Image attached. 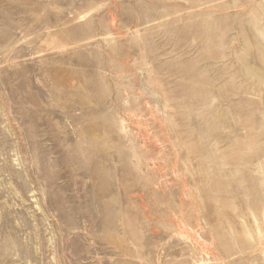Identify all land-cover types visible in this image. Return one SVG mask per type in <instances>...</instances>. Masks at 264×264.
<instances>
[{"label": "rangeland", "instance_id": "1", "mask_svg": "<svg viewBox=\"0 0 264 264\" xmlns=\"http://www.w3.org/2000/svg\"><path fill=\"white\" fill-rule=\"evenodd\" d=\"M0 264H264V0H0Z\"/></svg>", "mask_w": 264, "mask_h": 264}]
</instances>
